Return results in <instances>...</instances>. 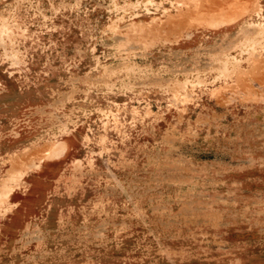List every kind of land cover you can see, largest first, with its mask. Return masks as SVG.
Wrapping results in <instances>:
<instances>
[{
	"label": "rangeland",
	"instance_id": "obj_1",
	"mask_svg": "<svg viewBox=\"0 0 264 264\" xmlns=\"http://www.w3.org/2000/svg\"><path fill=\"white\" fill-rule=\"evenodd\" d=\"M0 264H264V0H0Z\"/></svg>",
	"mask_w": 264,
	"mask_h": 264
}]
</instances>
